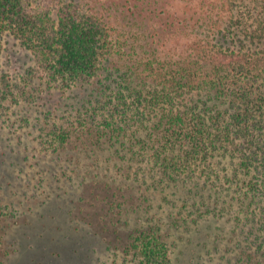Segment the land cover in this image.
<instances>
[{"label":"rangeland","instance_id":"rangeland-1","mask_svg":"<svg viewBox=\"0 0 264 264\" xmlns=\"http://www.w3.org/2000/svg\"><path fill=\"white\" fill-rule=\"evenodd\" d=\"M58 1L45 2L53 7ZM61 1L93 9L113 25L112 59L114 42L130 34L158 33L160 59H176L184 48L176 23L164 40L163 20L146 16L141 22L148 0ZM176 4L169 1V9ZM6 35L0 88L17 93L30 69L36 78L27 98L7 93L0 109V264H145L135 248L142 236L157 240V264H264L258 176L232 174L237 160H220L212 179L197 173L167 177L148 153L137 163L139 158L127 157V146L93 144L83 135L93 113L90 119L78 113L88 87L62 93L48 84L42 95L37 89L43 69L19 39ZM175 38L182 41L179 47L171 45ZM102 119L99 114L93 122Z\"/></svg>","mask_w":264,"mask_h":264},{"label":"trees","instance_id":"trees-1","mask_svg":"<svg viewBox=\"0 0 264 264\" xmlns=\"http://www.w3.org/2000/svg\"><path fill=\"white\" fill-rule=\"evenodd\" d=\"M45 1L0 0V52L8 32L21 41L44 71L37 89L42 95L48 84L62 93L88 87L78 113L88 119L93 113L92 122L99 114L103 119L85 123L87 140L127 146V157L137 163L148 153L167 177L212 179L215 163L237 160L232 174L261 180L258 210L264 212V0H148L141 22L146 16L163 20L164 40L175 23L181 27L184 48L169 60L157 57L156 32L122 36L112 59L113 25L74 1L53 7ZM169 1L178 4L169 9ZM181 42L175 38L171 45ZM35 73H25L16 95L0 88V109L8 95L27 98ZM138 242L144 263L157 264V240L142 236Z\"/></svg>","mask_w":264,"mask_h":264}]
</instances>
